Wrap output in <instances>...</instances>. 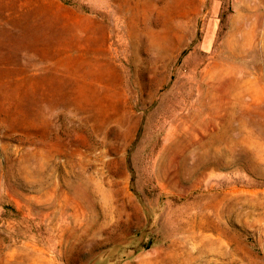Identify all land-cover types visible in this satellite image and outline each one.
<instances>
[{
	"label": "rangeland",
	"instance_id": "1",
	"mask_svg": "<svg viewBox=\"0 0 264 264\" xmlns=\"http://www.w3.org/2000/svg\"><path fill=\"white\" fill-rule=\"evenodd\" d=\"M175 261L264 264V0H0V264Z\"/></svg>",
	"mask_w": 264,
	"mask_h": 264
},
{
	"label": "bare ground",
	"instance_id": "2",
	"mask_svg": "<svg viewBox=\"0 0 264 264\" xmlns=\"http://www.w3.org/2000/svg\"><path fill=\"white\" fill-rule=\"evenodd\" d=\"M91 205H92V204H91ZM91 209H92V206H91ZM92 210H93V209H92ZM82 211H83V210H82ZM84 211H85V210H84ZM84 211H83V212H84ZM79 213H80V212H79ZM92 213H93V212H92ZM96 214H97V213H96ZM102 214H103V213H102ZM93 215H94V214H93ZM90 216H91V215H90ZM94 216H95V215H94ZM105 216H106V215H105ZM107 217H108V216H107ZM91 218H94V217L92 216ZM91 218H90V220H91ZM66 228H67V227H66ZM71 228H72V227H71ZM68 229H69V227H68ZM83 229H84V228H83ZM70 230H71V229H70ZM72 230H73V228H72ZM74 230H75V227H74ZM74 230H73V231H74ZM84 230H85V229H84ZM68 231H69V230H68ZM80 231H82V229H81ZM90 231H91V230H90ZM75 232H76V231H75ZM91 232H92V231H91ZM73 233H74V232H73ZM76 233H77V232H76ZM72 236H73V235H72ZM75 236H76V235H75ZM75 236H74V237H75ZM79 237H80V236H79ZM173 254H174V253H173ZM176 255L179 257L178 254H175V257H176ZM169 256H170V255H169ZM172 256H173V255H172ZM167 257H168V256H167ZM180 257H181V256H180ZM176 258H177V257H176ZM161 259H162V258H161ZM161 259L158 260V258H157V260H156V261H158L157 263H161L162 260H163V259H162V260H161ZM172 259H173V258H172ZM166 260H167V259H166ZM174 260H175V259H174ZM174 260H173V261H174ZM180 260H181V258H180ZM180 260H179V261H180ZM182 260H183V259H182ZM163 261H164V260H163ZM169 261L171 262V260H168L167 262H169ZM152 262H154V261H152ZM152 262H151V263H152ZM167 262H166V263H167ZM170 262H169V263H170ZM177 262H178V261H177ZM149 263H150V262H149ZM140 264H141V262H140ZM145 264H146V263H145ZM155 264H156V263H155ZM175 264H176V261H175Z\"/></svg>",
	"mask_w": 264,
	"mask_h": 264
}]
</instances>
